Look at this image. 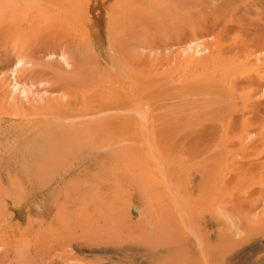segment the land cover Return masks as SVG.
Segmentation results:
<instances>
[{
    "label": "rangeland",
    "instance_id": "374dc122",
    "mask_svg": "<svg viewBox=\"0 0 264 264\" xmlns=\"http://www.w3.org/2000/svg\"><path fill=\"white\" fill-rule=\"evenodd\" d=\"M3 1L7 4L12 0ZM140 1L141 4L134 0L132 16L120 39H127V34L134 36L135 46L131 50L139 61L136 68L139 95H154L146 106L142 99L136 100V120L126 121L127 134L141 129L133 143L120 140L122 128L115 129L112 124L103 128V124L94 122L95 115L94 119L92 115L87 117L90 122L87 126L82 125L88 121L86 117H74V121L72 117L63 119L53 114L59 101L65 102L63 91L48 86L44 89L43 83L38 85L20 78L17 82L21 85L16 84L12 70L17 60V38L24 41L28 51L29 62L25 67L59 59L56 55L33 53L39 44L34 34L32 37L20 34L11 42L14 47L0 46V53L8 50L11 62L10 66L0 68V264H264V0ZM36 5L39 8V3ZM106 27L104 16V33ZM83 50V46L81 50L70 49V61L76 62L73 55ZM93 59L97 63L98 58ZM99 60L106 66L103 73L118 71L107 63L106 53H99ZM87 64H91L90 60L82 63L84 68L68 74L73 75L74 81L90 80L96 70L93 63ZM182 86L187 87L183 89L185 92L175 95ZM44 106L50 108L49 112L37 116L35 112L41 114ZM160 117V121L168 124V130L156 125L159 130L153 134L149 126ZM204 123L218 133V141L209 138L210 133H203L201 138L208 139L196 142L194 148L210 146L213 150L217 146L224 149L232 146L236 152H230L233 159L229 161L235 167L256 162L257 167L249 172L233 174L244 176L238 184L239 192L236 191L242 205L238 213L250 229V236L258 237L256 247L250 246L246 239L225 240L224 234L220 241H209L208 230L229 228L228 222L222 226L218 223L222 219H215L213 226L206 228L199 219V228L194 219L180 217L178 222L184 236L192 241L188 244L176 237L183 233L178 224L170 221V215L175 210L172 221L179 217L184 209L183 198L179 192L171 194L166 178L173 162L179 163V155L182 157L180 148L190 147L183 130L188 132L194 127L189 132L195 134ZM111 138L115 142L109 143ZM152 138L155 139L150 143ZM170 138L180 145L166 144L165 140ZM208 152L206 149L202 154ZM213 152L218 155L207 164L221 166L219 150ZM194 175L200 177L196 171ZM153 176L158 184L155 187L151 182ZM187 181L184 177L179 185L183 187ZM34 230L38 233L43 230L48 239L43 241ZM198 234L202 235L204 245L201 240L195 243L194 236ZM48 246L53 250L50 253ZM166 248L170 252H164Z\"/></svg>",
    "mask_w": 264,
    "mask_h": 264
},
{
    "label": "bare ground",
    "instance_id": "6f19581e",
    "mask_svg": "<svg viewBox=\"0 0 264 264\" xmlns=\"http://www.w3.org/2000/svg\"><path fill=\"white\" fill-rule=\"evenodd\" d=\"M139 2L141 4L140 0H139ZM15 3H17V4L15 5ZM37 3H39V8H38V5H36ZM85 3H86V5H85ZM229 3H230V1H229ZM7 4L3 0H0V46L1 45L2 46L5 45L6 47L13 46V45H11V42L17 36L19 37L20 34H21V36H24V35L31 36L32 34H34L36 36L35 40H38L39 44H37L36 47L33 48V50H34V51H32L33 53H35V54L43 53V56H44V53H46L48 55H56V57H59V59L53 60L54 62L49 61V62L45 63L44 60H42L43 62H41L40 65H37L35 63L37 66L25 67L24 65H26V63L28 64V62H29V60L26 56L28 51H26L27 48H25L24 41L21 38H17L15 40V49H17V54H16L17 60L14 63L15 69L12 70V73L15 74L14 78H15L16 84L17 85L20 84L19 82H17V80L20 78L23 80L25 79L27 82L36 83L38 85L43 83L42 85H45L44 86L45 88L43 87L44 89H47L46 86H48V87H52L54 90L60 91V93L63 91V94L66 97L65 102L59 101V103H58L59 105H57L55 111H54V109H52L54 111V112H52L53 114H55V115L58 114L59 117L63 118V119H69L70 117H72V118H74V117L75 118L76 117H78V118L86 117V120H88L87 117L90 115H92L93 119H94V115H95V117H97V118L94 119V122L100 123L101 125L103 124L102 125L103 128L106 125H111V124H112V127H115V129H116V126L120 127V129L122 128L121 131H123V134H121V135H123V138H121L120 140L122 142L128 141V143H133L135 135L140 134L141 129L139 127V129H137L138 131L135 134L131 133V131L127 134L125 132V131H127V128H126L127 122L126 121L136 120L135 114L137 112V107H138L136 104V100L138 101L139 99L140 100L142 99L141 103H145V106H146V104H148L147 100L153 94V93H151V95H150V93H144L143 95L142 94L139 95V89L137 86L138 85L137 84V71H136V68L138 66L139 61L137 60V57H136L137 55L132 54L133 51L131 50L135 46L134 36L132 34H127V36H128L127 39H125L124 41L122 39H120L121 32H124L125 26L132 16V12L134 10V7H133L134 0H21V2H18V0H12L9 3L7 2ZM7 9H11V12L8 13ZM213 12L214 11H212V13ZM214 15H215L214 18L216 19V14H214ZM104 16H105V20L107 23L105 33H104ZM25 38L27 40L29 39L28 37H25ZM130 39H132L133 41L131 42ZM29 40H31V39H29ZM31 41L33 42V40H31ZM125 45L129 46V49L126 48ZM196 45H197V43H196ZM81 46L84 47L83 52L77 53L76 55L74 54L73 60L74 61L76 60V62L72 63L70 61V57H69V50L74 49V48L81 50ZM199 46H201V45H199ZM31 48H32V45H31ZM123 49H125V51ZM0 50H2V49L0 48ZM89 51L95 52L96 55H94V53L90 54ZM99 53L100 54L106 53L107 63L117 67L118 71L117 72H109L110 71L109 70L108 71L109 73H105V71L103 73L102 69L105 70L106 66L102 62H100ZM8 55H9L8 50H5V52L0 53V68L8 67L11 65V62L8 61V60H10ZM86 55H88V56H86ZM34 56L36 57L37 55H34ZM94 56L98 58L97 63L93 59ZM43 58L41 57V59H43ZM192 59H194V58H190V60H192ZM86 60H90L91 64L93 63V67L96 70V72L93 70L94 76L90 80H87L86 82L84 80L74 81L73 80L74 77H72L73 75L71 74V77H70V75L68 73L84 68L85 66L83 67L82 63L86 64ZM148 62L143 61V63L145 65H150V63H148ZM184 62H186V60ZM66 65H68V67H71V69L65 68ZM90 65H88V66H90ZM42 66H44V67L42 68ZM113 66H112V68H113ZM81 74H82V72H81ZM83 75H84V73H83ZM141 87H142V85H141ZM186 88L184 86H182L180 88V90H177V91H181V92H178V93L175 92V95L184 93L185 90L183 91V89H186ZM168 91H167V93H168ZM162 92H161V94H162ZM169 93H170V91H169ZM146 94H148V95H146ZM157 94H159V93H157ZM125 96L129 97V99L127 97V99L129 101H126L127 99L125 100ZM143 98L146 101H143ZM151 98H154V96ZM160 99H163V98H160ZM46 102L49 103L47 100H46ZM151 104H150V106H151ZM51 105H53V103ZM54 108H55V106H54ZM145 108H147V107H145ZM49 109H48V107L44 106L43 110L41 111V109H40V111H39V112H41V114H38L35 111L34 112L36 113L37 116L38 115L40 116L42 114L45 115L47 112H49ZM111 112H112V116H111ZM29 114L31 115L30 112H29ZM29 114H26V115L28 116ZM193 114H195V113H193ZM181 115L182 114H180V116ZM180 116L178 118H180ZM183 116H185V115H183ZM41 118H44V117L41 116ZM75 118H74V121H75ZM78 118H76V119H78ZM157 119H159V120H157ZM160 119H162V117L156 118V123L154 122L155 124H152L151 126H149V129L153 131V134L155 133V131L159 130L158 128H156V125H162V126H164L163 130H168V128H167L168 124L166 122L160 121ZM191 119H192V117H191ZM90 120H91V118H90ZM152 120H154V119H152ZM83 121H84V119H83ZM42 122H44V121H42ZM196 122H198V121H196ZM238 122H240V121H238ZM77 123L75 122L74 126H76L75 124H77ZM80 123H83V122L81 121ZM232 123H234L233 120H232ZM85 124H87V126H88L90 124L89 120L86 121L82 125H85ZM91 125H92V122H91ZM77 126H81V124H78ZM200 126H202V125H200ZM130 127H133V126H130ZM184 128L188 129V126L185 125ZM192 128L194 129V127H192ZM196 128H197V126H196ZM73 129H75V128H73ZM193 129L190 128L188 130V132L183 130L184 137L188 138L189 141L187 143L190 147H182V149L180 148L182 157L179 155V158H180L179 163L173 162V164L175 166H173V164L171 163L172 165H171L170 176H169V178H166L168 189L171 192V194L174 195L175 193L179 192V195L181 194V197L183 198L182 206H184V209H183V211H180L179 217L176 220L172 221V218L175 217L174 215L176 212L175 210H174L175 211L174 212L173 209H172L173 214L170 215V221L174 222V224L175 223L178 224L177 225L178 229H180L182 232L179 230H177V231L183 233L182 235L179 233V235H177L176 237L181 242L185 241L188 244L192 241V239L186 237V235L184 236L185 232L180 227V224L178 222L180 217H188L190 219H194L193 223L195 224V226H197V224H198L199 228H200L199 219L202 220L201 224L203 226H205V228L209 227V226L212 227L213 221H215V219H216V221H218L219 219H222L223 221L218 222V223L222 226L223 222L224 223L228 222L230 224L229 228L228 229L225 228L226 229L225 231L220 230V231L226 232V233H221L219 230L217 232H215L213 230H208L206 237H208L209 241H211L213 239L216 241H220L219 239H220L221 234H224V237H226V238H224L225 240L235 241L237 239H246L248 242H251L250 246L256 247L259 244L258 239H257L258 237L252 238L251 237L252 235L250 236V234H249L250 229H248L246 223L244 222V220H243L244 218L240 217L241 213H238L240 210L239 207H241L242 205H240L241 204L240 203L241 199H239L240 197L236 196V191L239 192L238 184H240V182L244 179V176L242 174H240L239 176L233 175V174H239L243 171L249 172L253 167H257L256 162L255 163L253 162L254 164L252 163L251 165H250L251 162L249 164H243V167H239V166L235 167V163L233 161H229L230 159L231 160L233 159V158H231L232 154H230V152H234V151L236 152V150L233 149L232 146H230L229 149H224V148L217 146L213 150L211 149L210 146L209 147H197V148H203V150L196 151L197 148L193 147L195 145V143L198 141H206L208 139V138H206V139L201 138V135L203 133H210L211 137H209V138H211L213 141L217 140L216 137H217L218 133L215 134V131L213 129L209 128L207 123H204L202 128L201 127L199 128V131H197L198 133L194 134L195 131L189 132V131H193ZM192 133H193V135H191ZM84 138H85V136H84ZM84 138H82V139H84ZM154 139L155 138H152V140H150V143L153 142ZM165 141H166V144L173 142L174 143L173 145H176V146L180 145V143L178 141H174L173 138H170L169 140L166 139ZM181 141L184 143L183 139ZM111 142H115L114 138H111L109 140V143H111ZM104 143H105V141H104ZM185 144H186V142H185ZM234 144H236V143H234ZM102 148H104V147H102ZM206 149H209V152L206 155H203L202 152ZM216 149L219 150V156L222 157L221 158L222 165L214 167L210 164H207V161L215 158L218 155V154L213 152ZM174 151H177V148L174 147ZM158 155H157V157H158ZM167 159L169 160V153H168ZM199 162H200V164H199ZM65 163H67V162H65ZM82 163H83V161H82ZM166 163L168 164L167 160H166ZM39 168H38V171H39ZM42 169L43 168L41 167V170ZM239 169H241V170H239ZM195 171L200 173L199 178H197L194 175ZM142 174H144V173H142ZM150 174H152V173L150 172ZM184 177L188 180L187 181L188 183L182 187L181 185H179V183H180V180H182ZM151 178L153 179L154 176ZM154 180L155 179H153L151 182H154ZM158 180H157V182H159ZM152 185H154V187H155L158 184H155V182H154V184L152 183ZM21 187L23 188L22 185H21ZM14 188H17V187L14 186ZM12 189H13V187H12ZM158 189L155 191H159ZM53 202H54V200H53ZM163 204L165 205V203H163ZM175 205H176V203H175ZM167 207H168V205H167ZM173 207L174 206H172V208ZM169 208H170V206H169ZM235 209H238V211L236 213L233 212ZM216 210L219 211V213L216 212ZM5 216H7V215H5ZM11 216H13V215H11ZM206 216H208L210 219L207 218ZM4 217H1V219ZM202 217H203V219H202ZM116 218H115V220H117ZM30 220L33 221V219H31V218H30ZM183 221L190 223V221H188V220H183ZM40 222H41V225L43 226L44 224L42 223V221H40ZM3 225H4V223H3ZM38 226L40 227V223ZM169 228L175 230L174 227H172V226H170ZM219 228H217V229H219ZM171 232L173 233V231H171ZM0 233H1V229H0ZM5 233L7 234L6 230H5ZM37 233H38V231L36 232V234ZM174 233H175V231H174ZM217 233H219V234H217ZM27 234H29V233L27 232ZM44 234H47V233H45L43 230H40V232L37 234V236L38 235L41 236L43 238V241H46L48 239L49 235L47 234L44 237ZM176 234H178V233H176ZM1 236H5V235H1ZM201 236L202 235H200V234L194 236L195 237L194 238L195 243H197V242L199 243V240H201L200 244L203 243V245H204V239L203 238L201 239ZM42 238H38V239L41 240ZM171 239L174 240V237H172ZM175 240H176V238H175ZM15 241L17 242V240H15ZM38 241H36V242H38ZM130 241H131V239H130ZM48 242H50V241H48ZM219 244H221V243L219 242ZM236 244H238V243H236ZM42 245L44 246V242ZM35 246H37V245L35 244ZM134 246H136V245H134ZM130 247H132V244ZM141 247H143V246H141ZM236 247H238V246L236 245ZM124 248H126V247H124ZM143 248L145 249V247H143ZM207 249H209V248H207ZM211 249H212V247H211ZM51 250L52 249H49V246H48L47 252L50 253ZM149 250H150V248H149ZM196 250H197V248H196ZM168 251H169L168 248L164 249V252L168 253ZM144 252H145V250H144ZM147 253H149V252H147ZM142 254H143V252H142ZM204 254H208V252L206 250H204ZM158 255H159V253H158ZM213 255H215V254H213ZM206 257H208V256L206 255ZM51 259L52 258L47 257V260H49L50 262H54Z\"/></svg>",
    "mask_w": 264,
    "mask_h": 264
}]
</instances>
